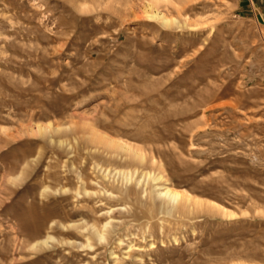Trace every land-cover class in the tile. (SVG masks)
Returning <instances> with one entry per match:
<instances>
[{"label":"rangeland","instance_id":"1","mask_svg":"<svg viewBox=\"0 0 264 264\" xmlns=\"http://www.w3.org/2000/svg\"><path fill=\"white\" fill-rule=\"evenodd\" d=\"M146 2L0 0V264H264V0Z\"/></svg>","mask_w":264,"mask_h":264},{"label":"bare ground","instance_id":"2","mask_svg":"<svg viewBox=\"0 0 264 264\" xmlns=\"http://www.w3.org/2000/svg\"><path fill=\"white\" fill-rule=\"evenodd\" d=\"M159 1H162V0H147L145 7H144L145 13L152 15L156 19L160 20L161 23L162 22H164L165 24L170 23L171 21H173L174 18L166 16L163 12L159 11L157 9V7H155V4ZM166 1H168V0H164V3ZM187 21H189V20H187ZM48 127H49L48 124L47 125H37L36 129H37V131H42ZM53 129H55V128H53ZM96 135L100 139V141H102V143H104L106 146L114 147L116 149L117 148L122 149L123 151H129L132 154H135V156H139L142 158V154L140 153L139 148L134 147L133 145H131V144H129L123 140L112 139L111 137H108L106 135H101V134H100V136H98V134H96ZM94 137H95V135H94ZM155 179L161 180L162 178H161V176L158 175L153 180H155ZM157 186L158 187H157V193L156 194H158L162 198L166 199L167 201L171 202L172 204L179 201V200H185V202L186 201L187 202L192 201L196 205H205L206 207L215 208L216 210L220 211L222 214H225L226 216H230L231 218H232V216L236 215V213L234 211H232L231 209L226 208L225 206H223V205H221V204H219L213 200L201 199L195 195H191L187 191H183V190H180V189H177L174 187H170L164 183L158 184ZM188 203H190V202H188Z\"/></svg>","mask_w":264,"mask_h":264}]
</instances>
